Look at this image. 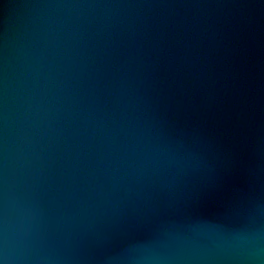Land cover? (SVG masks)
Listing matches in <instances>:
<instances>
[{
  "label": "water",
  "instance_id": "obj_1",
  "mask_svg": "<svg viewBox=\"0 0 264 264\" xmlns=\"http://www.w3.org/2000/svg\"><path fill=\"white\" fill-rule=\"evenodd\" d=\"M0 264H264V0H0Z\"/></svg>",
  "mask_w": 264,
  "mask_h": 264
}]
</instances>
